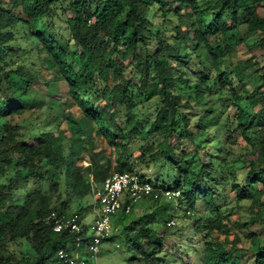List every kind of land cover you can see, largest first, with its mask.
I'll use <instances>...</instances> for the list:
<instances>
[{
    "label": "trees",
    "instance_id": "obj_1",
    "mask_svg": "<svg viewBox=\"0 0 264 264\" xmlns=\"http://www.w3.org/2000/svg\"><path fill=\"white\" fill-rule=\"evenodd\" d=\"M241 45L252 55L234 59ZM126 172L179 189L148 199L197 214L199 254L172 261L164 219L131 223L144 264H264V0H0V264H58L59 249L87 243L83 223L54 233L43 218L80 216L88 177ZM232 202L248 216L219 242Z\"/></svg>",
    "mask_w": 264,
    "mask_h": 264
},
{
    "label": "rangeland",
    "instance_id": "obj_2",
    "mask_svg": "<svg viewBox=\"0 0 264 264\" xmlns=\"http://www.w3.org/2000/svg\"><path fill=\"white\" fill-rule=\"evenodd\" d=\"M69 16L73 14L68 12ZM254 40L253 36L248 38L249 42ZM25 48L29 49L30 45L24 46ZM252 55V52L246 47L241 45L238 49L237 54L234 56V59H244L248 58ZM41 79H51V75L48 71H41ZM58 85V90L61 92L62 95V103H69L67 95H66V87L63 82H60ZM69 110L72 112V115L75 118L81 117L79 112L73 107V105L69 104ZM50 129H55V126L49 127ZM59 129L65 130L67 128L65 120L62 121L59 126ZM83 141L81 144L77 145V150L85 151L88 147L87 142L84 141L82 136L81 138ZM98 141V138H96ZM101 147H103L106 153H109L111 148H107V146L101 142H99ZM81 153V152H80ZM136 152H134L135 154ZM136 155V154H135ZM103 159V158H102ZM77 165H87V160L84 158L77 160ZM140 168V166H139ZM141 171V172H140ZM140 173H145L148 176L158 177L161 171H157L154 167H149L145 169L141 167ZM89 182L91 183V178L88 177ZM172 177L170 176L169 179H166L165 184H171ZM230 195V192H227ZM93 199L91 195L84 199L82 202V206H86L87 210L81 211L80 216L82 218L83 223L89 226L92 223L93 215L91 212L93 206ZM163 201L153 202L150 199H141L133 204L130 213L128 214H121L118 213L114 216L112 220V230L111 234L100 244L99 246V253L96 255L95 258H91L88 253V242L85 244H79L78 246H74L72 250H70V254L72 256H79L83 258L87 264H144L141 260L137 259L136 254L128 250L127 248V241L124 237L126 234L132 232L131 223L136 221L137 219L142 220V223H145V215H148L150 219L153 221H157L158 218L165 220V225L168 228L166 232L164 230L159 229V234L163 235L166 234V239L164 241V252L167 254L168 260L172 261L175 257L170 256L172 253H180V255H189L192 254H199L200 244L197 243V240L194 236L193 230L191 228L192 222L197 217V214L192 211L188 210L185 212L184 209L180 208L177 204L172 203V206L168 209L167 206L162 205ZM248 202H242L237 204L235 202L229 203L226 211L224 214L228 215V218L225 223L230 228V234L228 236L214 232L213 236L218 239L219 242H227L229 243L236 232L233 229V221L236 219H246L248 216ZM73 210L71 209L69 213H72ZM212 211L209 209H205L203 212L204 217H214L211 214ZM174 222V224L171 223ZM167 222H170V225L167 226ZM154 227L158 228L159 225L153 224ZM88 236L91 237L90 230L88 231ZM90 240V239H89ZM17 244V242H15Z\"/></svg>",
    "mask_w": 264,
    "mask_h": 264
},
{
    "label": "built area",
    "instance_id": "obj_3",
    "mask_svg": "<svg viewBox=\"0 0 264 264\" xmlns=\"http://www.w3.org/2000/svg\"><path fill=\"white\" fill-rule=\"evenodd\" d=\"M91 197L93 201L94 217L90 225L91 237L88 241V253L95 258L99 253L100 244L111 234L112 220L119 212L128 214L132 205L141 199L152 198L166 201H177L181 197L179 189H155L152 184L139 177L136 173H114L106 178L102 184L91 181ZM189 214V211H187ZM43 223L54 233L64 230L80 233L82 221L77 213L50 212L43 218ZM174 224L173 221H171ZM167 226L170 222L166 223ZM79 245V241L75 244ZM58 264H87L86 261L69 252L59 249L56 253Z\"/></svg>",
    "mask_w": 264,
    "mask_h": 264
},
{
    "label": "crops",
    "instance_id": "obj_4",
    "mask_svg": "<svg viewBox=\"0 0 264 264\" xmlns=\"http://www.w3.org/2000/svg\"><path fill=\"white\" fill-rule=\"evenodd\" d=\"M91 212H92V215H93V217H94V212H93V206H92V209H91ZM93 221V220H92ZM82 223H83V221H82ZM86 227H87V236H88V231L90 230V226H89V230H88V226L85 224V222L83 223ZM92 224V223H91ZM90 224V225H91ZM89 237V236H88Z\"/></svg>",
    "mask_w": 264,
    "mask_h": 264
}]
</instances>
